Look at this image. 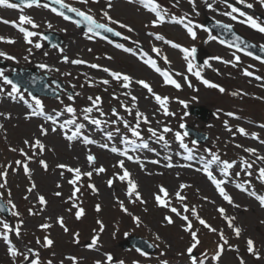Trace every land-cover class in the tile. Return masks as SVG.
<instances>
[{
    "label": "rangeland",
    "instance_id": "1",
    "mask_svg": "<svg viewBox=\"0 0 264 264\" xmlns=\"http://www.w3.org/2000/svg\"><path fill=\"white\" fill-rule=\"evenodd\" d=\"M160 1L166 6L160 8L168 19L166 23L154 24L153 21L158 18L153 16L151 11L148 12L145 9L146 6L140 4L141 1L139 0H134L133 3L128 2V4L118 3L114 8L116 12L105 10L100 1L93 0L95 12L103 14L107 11L114 21H118L121 25H127L122 29L128 33L127 36L136 35L139 38V43L144 45V50L140 51L134 48L135 53L128 55L115 48L103 47V51L98 54L99 68L91 74L87 72L85 65L76 64L72 61L79 59L90 61L89 57L93 55L92 53L95 52L97 46L94 37L78 31L73 22L61 19L43 6L27 7L25 8L26 12L22 11V13L0 9L1 15L5 16L12 13V18L15 20H20L22 15L34 19L36 27L27 22L23 24L31 28L35 34L49 24L57 26L58 29H62L67 34L66 43L60 47L42 46L36 48L35 45L41 41L39 38H32L30 39L31 43H29L24 38L25 34L0 23V37L4 38L0 40V52L6 53L5 56H0V60L7 58L11 66L21 64L23 61L30 64V60L26 56L29 52L30 58L38 63L46 64L47 67L42 69L43 72L54 74L56 77L61 76L65 80L67 78L69 81H66L69 86L78 89L79 99L84 96L103 99V104L99 107L100 113L110 122H116L122 126L127 125L126 129L131 128L132 135V130L136 128H143L144 130L152 128L160 134H162L161 127L172 128L173 132L179 131V123L185 120L191 121L187 115L190 104L210 105L216 108L220 115L219 119L206 124L214 143L212 152L199 146H193L194 151L200 156H219L221 162L238 161L235 171L230 172V174H236L234 178L241 171L238 168L243 167L242 163L250 162L256 167L254 173L256 181L250 188L254 192H264V181L259 177V169L264 168V161L254 160L253 152L247 151L249 148L254 149V154H257L258 158L264 157V145L259 142L258 137L251 133L241 134L238 131L242 127L245 130L248 128L264 133V131L246 124L239 118L243 112L240 109H246V105L249 104L246 98L254 96L250 91L255 90L261 93L262 85H248L247 79L239 76L227 74L221 76L214 72L211 73L208 66L205 68L206 75L218 80L220 82L219 87L211 88L198 83L185 72V62L178 55L173 44L164 38L157 39L150 33L153 31L158 32L157 35L166 34L171 41L176 40L178 44H187L189 48L196 44H207L216 52V56L209 63L210 66L227 68L229 67L228 64L222 65L217 62V59L223 56L221 46L214 40L210 43L205 42L207 32L202 23L205 14L234 24L255 38V28L250 27L249 23L247 28L244 27V21H247V17L251 15L242 11L233 12L234 8L220 0ZM70 2L74 7L91 8L92 0H88L87 3H84L83 0H71ZM209 3L211 7L208 6ZM246 3L251 4L259 11L264 9V4H261L260 0H246ZM227 13H232V15H227ZM102 17L106 18L104 15ZM252 17L255 19L254 16ZM173 18L189 24L196 32L195 38L175 23ZM8 40L14 42L9 43ZM91 43L93 46H90ZM13 49L16 51L12 52ZM35 49L36 51L33 52L32 50ZM153 49H157V51H153ZM155 52L163 54L164 57L160 59V63H162L165 71L171 75L174 74L179 87H171L160 72L143 62L142 57H146L148 53L154 55ZM105 68L109 69V72H105ZM113 71L120 72L122 75H129L131 80L127 88L123 86L122 79L116 80L110 75ZM186 77L193 80L190 85L189 81L185 80ZM104 80H108L109 83L104 84ZM137 81L146 82L151 91ZM0 88H2V84H0ZM219 88L228 92L235 90L246 92L244 94L246 98L243 94L221 96L223 92ZM0 95L7 96V92H1ZM156 96L161 97L162 100L167 99L162 105L156 100ZM132 97H136L135 101ZM69 99L64 95L59 100H44L46 105L56 109L65 107L70 101ZM86 105L90 106L89 103ZM252 105L249 104L251 114L256 119L264 120V111ZM22 106L18 99L10 104L6 99H3L0 103V125H2L0 127V141L3 143L11 140L16 149V154H21L15 159L22 162L19 170H16L18 169L16 167V169H9L1 159L2 150L0 149V173L6 172V176H0V183L4 184V187L0 188V192L7 203L11 200L16 206L12 208L10 205L13 210L11 222H19L20 235L14 234L17 238H13V244L22 249L25 255L33 256L35 249H39L42 234L49 232L50 237L56 238L55 252L59 257L61 258L65 253H70L73 256L70 264H80V258L74 255L78 251L85 253L89 259H93V261L84 264H97V262L107 264L108 252L116 256L112 260L115 262L122 259L134 260L135 257L145 261L138 252H123L118 246L117 240L113 239L117 235H122L132 229L144 232L156 242L160 250L175 255L174 259L178 258V252L187 255V247L192 242L190 232H197L198 228L203 229L205 226L199 223L197 216L188 212L194 222L193 229L188 232L186 230L187 224L178 215H174V213L161 207L155 199V195L167 193L169 199L176 206L183 202L178 200L182 196H186L185 202L193 199L197 215L215 222L216 231H214V235L220 239L221 234H223V241H227L224 258L220 259L222 261H218L219 264H241V261L243 264H264V209L260 207L258 200L254 197L240 193L234 186V183H237L234 179H232V184L226 186V192L233 201L230 204L210 186L202 173L190 169L167 168L168 164L165 160L162 165L147 164L143 161L133 163L122 159L119 155L94 149V152H97L94 155L96 159L90 163L87 160V151L92 149V146L70 145L67 140L60 139L56 135L44 136L39 125L26 123L22 117L20 119L23 122L17 118L16 114L21 113ZM111 106L117 108L118 114L112 112ZM165 109H167V114ZM137 112L142 113L143 116H137ZM228 113L234 115H228ZM144 117H147V122H145ZM224 120H228L227 125H224ZM138 125L139 127H137ZM196 125L201 126L202 124L196 121ZM163 136L164 140H159L158 136L150 135L151 140H153L152 145L155 144L152 148H159L158 152H156V148L155 150L150 148L148 151L140 152L141 155L136 154V156L146 159L149 157L161 158V153L166 152L164 157H169L172 161L182 159V150L178 149L173 133ZM37 139L44 145L43 151H40L35 145ZM26 141L28 143H25ZM254 146L255 148H253ZM210 159L212 158L210 157ZM41 160L46 162L47 168L41 165ZM121 161H123V167L120 166ZM23 163L28 164L30 175L25 173ZM214 163L218 171L222 170V163ZM59 165L66 167L61 168ZM101 167L105 171L98 173L96 169ZM69 168H79L81 175L87 172H91L92 175L90 177L84 175L82 179L76 180L75 185H73L70 181L76 179V176L74 172L68 170ZM125 169H128L130 171L128 172L132 174L130 179L136 183V191L139 192V197H136L135 194L131 196L128 194L127 179H119ZM100 179H102V183H100ZM109 179H113L114 183L109 185ZM89 181L93 182L95 190L88 185ZM33 184H35V188L29 191ZM181 185H187V187L181 188ZM79 187L80 191L75 193L74 190ZM161 187L165 189V192L160 191ZM101 188H106L109 195L102 194ZM177 193L180 194L179 197ZM41 195L46 200L44 205H41L38 200ZM121 202L124 205L123 208L120 207ZM24 204L29 207L25 208ZM33 204H37L34 209L35 216H31L29 213L30 206ZM97 206H99V210ZM81 207L84 211L77 218L76 212ZM220 208L225 210L223 215L219 212ZM105 210L110 218L107 217L106 226H100L94 222L95 215L93 213L101 212L105 216ZM20 212L22 216L17 217L16 213L19 214ZM166 213L174 216L173 223L169 224L165 220ZM226 217L234 218L233 227H229ZM59 218L63 219V225H60ZM4 221L8 225L10 224L7 220ZM68 221L83 224V234L78 240L84 241L82 239L89 235L90 237L92 235L99 237L93 247L85 246L84 242H76L73 245L71 236L65 230V224ZM103 221L105 220L103 219ZM123 221V226L117 225ZM3 224L5 222L0 219V229ZM45 224L49 227H41ZM234 226L241 229L239 236L235 234ZM248 239H251L255 244L254 253L247 250ZM28 249L32 251L29 253ZM9 256L5 240L0 236V260ZM44 260L49 261L46 258ZM171 264H188V262L175 260L171 261Z\"/></svg>",
    "mask_w": 264,
    "mask_h": 264
},
{
    "label": "snow or ice",
    "instance_id": "2",
    "mask_svg": "<svg viewBox=\"0 0 264 264\" xmlns=\"http://www.w3.org/2000/svg\"><path fill=\"white\" fill-rule=\"evenodd\" d=\"M54 2H55V3L62 4V0H54ZM83 2H84V3H87L88 0H83ZM141 3H143L146 7H149L150 11H153V12L156 13V16H157L158 19L155 20V21H153L154 24L163 21L162 10H160L159 5L155 4V3L153 2V0H141ZM260 3H261V4H264V0H260ZM21 4L26 5V6H28V7H31V6H33V5L41 6V5H40V0H20V4H17V3H14V2H13V3H10L9 0H0V6H5V7H8V8H12V9H16V8L20 7ZM42 6H43V7H49L48 4H43ZM208 6L211 7V4L209 3ZM62 7H68V6L62 4ZM109 7H111V3H110V2H109ZM248 7H252V5L249 4ZM68 10L71 11V12H75L78 16L82 17L84 21H87V24H88V31H89V32H94V31H96L97 34H99V33H98V30H99V29H104L106 32H113V31H114L113 28L108 27V26H107L106 24H104V23H98L96 20L93 19V17H92L91 15L85 14L84 12H81V11H80L79 9H77V8L71 7V8H69ZM53 11H56V9H53ZM235 11H239V10L234 8V9H233V12H235ZM59 14H60L61 16H64L65 19H70V17H68L67 15H65L64 12H60ZM103 15H104V17H106L108 20H112V18L109 16V14H108L107 11H105V12L103 13ZM227 15H232V13H227ZM241 15H244V14L241 13ZM233 18H235V17H233ZM19 19H20L21 24H23L24 22H27V23H29V24H32L33 27H36V25L34 24V22L32 21V19H31L30 17H27V16L22 15V16H20ZM173 19H175V18H173ZM3 22H4V23H9V21H7V20H5V21H3ZM113 22H114V23H119L118 21H113ZM181 22H183V21H181ZM247 22L251 25V27H253V28H255V29H258L260 32H264V26H261L259 23H257V21H256L252 16H248V17H247ZM11 23L15 24L16 22L13 21V22H11ZM77 23H79V22H77ZM121 26H122V27H127V25H121ZM48 27L51 28V24H49ZM185 27L188 29L189 34H190L193 38H195V35H196V34H195V32L192 30V28L189 27L188 25H185ZM225 27H230V26H225ZM19 30H20L22 33H25V39L28 40L29 43H31V40H30L29 38H30L31 36H33L35 33L31 32V31H26L23 27H19ZM129 31H131V29H129ZM120 34H121V33H119V32H115V35H120ZM156 38H157V39H163V37H162V36H159V35H157ZM212 38H214V37H210V39H212ZM2 39H4V38H3V37H0V40H2ZM7 42L12 43V42H14V41L8 40ZM221 42L223 43V41H221ZM170 43H171V42H170ZM35 46H36V48H40V47H41V45H40L39 43H37ZM116 46L119 47V48H123V45H121V44H117ZM173 47L180 48L181 46L178 45V44H173ZM125 50H126V51H132V49H130V48H129V49H125ZM182 50H183L185 53L188 52V49H186V48H185V49H182ZM153 51H157V49H153ZM193 51H194V49H193ZM249 54L251 55V53H249ZM5 55H6V53L0 52V56H5ZM257 58L259 59V57H257ZM65 59H67V57H65ZM237 59H239V57H237ZM72 62H73V63H76V64L84 63V61H81V60H75V61H72ZM146 63L151 64V66H152L153 68H155L156 71L160 72V69L156 67L155 61H152L151 59H148V60H146ZM40 67H41V68H45V67H47V66L42 64V65H40ZM91 67L96 68V67H98V65H91ZM189 70H191V65H190V64H189ZM104 71H105V72H109V69L105 68ZM245 74H246V75H249V76L252 75L251 72H246ZM110 75H111L113 78H115L116 80H121V79H122V81L124 82V83H123V86H124V87L127 88V87L129 86V82H130L131 78H130L128 75H122L120 72H115V71L111 72ZM161 75H163V76L166 78V82H168V83H172V84H175L176 87H179V86H180L179 84L176 83L175 80H169V79H167V77H168V73H166V72H161ZM196 75L199 77V76H200V73L197 72ZM0 77H2V78L4 79L5 83H7V84H11V85H12V92L8 93V95H9L10 97H12L14 93H18V92H19V89L17 88V86L14 85L13 82H12L8 77L4 76V74H3L2 71H0ZM257 78L259 79V77H257ZM201 79H202V77H201ZM103 83H104V84H108L109 81H108V80H104ZM137 83L142 84V85L144 86V88H146V89H148L149 91H151V88L149 87V85H148L146 82H144V81H137ZM203 83H204L205 85H208L209 87H219V85L211 84L208 80H203ZM219 90H220L221 92L225 91L223 88H219ZM0 92H3V88H0ZM234 95H235V93H234ZM21 98H22V97H21ZM69 98L71 99V97H69ZM34 99H35V98H34ZM90 99H91V98H90ZM96 99H97V101L99 100L98 97H97ZM132 99H133V101H135L136 97H132ZM166 99H167V98H164V100H166ZM156 100H157L158 102H160V103L163 105L164 100H162L161 97L156 96ZM93 103L95 104V101H94ZM35 105H36V109H34V110L30 113V115H31V116L44 115V113H43V108H42V105H41V102H40L39 100H36V101H35ZM29 107H32V105H29ZM66 110H67V112H70V113L75 111L72 107H67ZM86 111H87V112H91V111H92V108H88V109H86ZM113 112H115V109H113ZM165 112H166V114H167V109H165ZM228 115H234V114H233V113H228ZM137 116H143V114L137 112ZM46 118H47L48 120L52 121L54 124L56 123V120L54 119L53 116H47ZM86 118H87V117H86ZM144 120H145V122H147V117H144ZM91 122H92L93 124H96V125H99V124L101 123V122H100L99 120H97V119H92ZM74 123H75V121L69 120V121H66L64 125H61V127H64V126H66L67 124H74ZM126 126H127V125H126ZM0 127H2V125H0ZM83 127H84L83 124H76L75 131L72 132L71 135H67L66 138H67L68 140H73V139H75L77 136L81 135V131H80V130H81ZM137 127H139V125H138ZM183 127H184V125H181V128H183ZM262 127H264V125H262ZM53 130H55V129H53ZM132 131H133V135H135V136H137V137L140 136V133H139L138 131H136L135 129H133ZM149 131L151 132L152 136H154V137L157 136V133H156L155 130L149 129ZM168 131H170V129H168V128H165V129H164V132H168ZM238 131H239L241 134H246V133H245V129H243V128H239ZM41 133L46 135V130H45L43 127L41 128ZM185 135H186V133H185ZM252 135L255 136L256 134L253 133ZM111 136H112V134H111V133H108V137H109V139H111ZM157 138H158L159 140H164V136H163V135H160V136H158ZM176 139H177V140H181V139H182L180 133H177V134H176ZM25 143H28V141H26ZM84 143H86V144H92V143H95V141L89 139L87 136H84ZM35 145L39 148L40 151H43V150H44V145H43L38 139L35 141ZM142 146H143L144 148H147V147H148V144H147V143H144ZM181 146H182V147H186V145H183V144H181ZM102 147H108V145L105 144V145H102ZM12 150H13V151H16V149H12ZM111 151H112V152H118L119 149H117L116 147H112ZM247 151H249V152H253V153L255 152V150H254V149H251V148L247 149ZM124 154H127V153L125 152ZM188 158H189V159H192L193 157H192V156H189ZM95 159H96V158H95V156H93V155H88V157H87V160H88L90 163H91V162H94ZM129 159H132V157H129ZM259 159L262 160V161H264V157H259ZM214 162H220V163H222V165H223V169H222V171H223V174H224L225 176L228 175V169H229L232 165H231L229 162H227V161H222V162H221L219 156L213 155L211 161L206 162V164H205V166H204V169H203V171L207 173V177H208V179H209V180H210V181L216 186V188L218 189L220 195H221L226 201H228V202L231 204V203L233 202V201H232V198H231V197L229 196V194L225 191L224 187L221 186V185L224 183V181H223V180H220V179H217L216 176L213 175L212 171L209 170V165H210L211 163H214ZM16 163H17V164H21L22 162H21V161H16ZM40 163H41V165H42L43 167L47 168V164H46L45 161L41 160ZM245 164H246L247 167H249V168L251 167V165L248 164L247 161H245ZM120 166L123 167V161L120 162ZM168 166L170 167L171 165H168ZM59 167L64 168V167H66V166H65V165H59ZM23 168H24L25 173L30 175V170H29V167H28V164H27V163H23ZM68 170H69L70 172H74V173H75L76 179L70 181V183H72L73 185H75L76 180H79V178H80V176H81V170H80L79 168H75V169H71V168H69ZM96 171L99 173V172H103V171H105V169H104L103 167H101V168L96 169ZM84 175H87V176L90 177V176L92 175V173H91V172H87V173H84ZM0 176H6V172H4V173H0ZM129 177H130V173H129L127 170H125L124 173H123V175H121V176L119 177V179H120V180H126V179H127V180H128V185H129V187H128V194H129L130 196L133 195V194H135L136 197H139L140 194H139V192L136 191L137 185H136V183H135L132 179H130ZM259 177H260L262 180H264V168H260V169H259ZM5 182H6V181H5ZM112 183H113L112 180H109V181H108V184H109V185H111ZM3 187H4V184H3V183H0V188H3ZM90 187H93V189H94V186H91V185H90ZM180 187H181V188H185V187H187V185H181ZM237 187L243 189V186H242V185H239V184H238ZM33 188H35V184L32 185V188H30L29 191H31ZM94 190H95V189H94ZM243 190L247 191V189H243ZM160 191H161V192H165V189H164L163 187H161V188H160ZM165 194H167V193H165ZM249 194L252 195V196H255V197L258 199V201H259V203L261 204V206H264V195H257V193L254 192V191H253V192H250ZM57 195H59V193H57ZM73 196H75V193H73ZM177 196L179 197L180 194L177 193ZM180 198L183 199V197H180ZM38 200H39V203H40L41 205L46 204V200H45V197H44L43 195L39 196V197H38ZM156 200H157L158 203H160V204H164V201L160 199V196H159V195L156 196ZM8 204L11 205L12 208H15V207H16V206L12 203L11 200L8 201ZM3 207H4V205L0 204V209H2ZM120 207H121V208L124 207V205H123L122 202L120 203ZM97 209L99 210V206H97ZM124 210L127 211V209H124ZM83 211H84V210H83V208L81 207V208L79 209V211L76 212V216H77V218H79V217L81 216V214L83 213ZM172 211H173V212H176L177 210H176L175 208H172ZM224 211H225V210H224L223 208H220V209H219V212H220L222 215L224 214ZM192 213L195 215V214H196V210H195V209H192ZM16 214L18 215V213H16ZM182 218H183L184 220H186V221L188 220V217H187V216H184V217H182ZM59 219H60V223L63 225V219H62V218H59ZM136 219L138 220V218H136ZM197 219L199 220V222H200L202 225H205V227H209L208 225L205 224V221H204L203 219H201L198 215H197ZM226 219H228L229 227H233V220H234V218H228V217H226ZM165 220H166L169 224L172 223V220H171V218H169V217H165ZM21 223H22V221H21ZM41 227L47 228V227H49V225L45 224V225H42ZM3 228H4V229H8V228H9V225H8L7 223L3 224ZM190 229H191V223L189 222V223L187 224V226H186V230H190ZM65 230H67V229H65ZM210 230H211V231H216V229H214V228H210ZM14 231H15V234H16L17 236L20 235L19 225L16 226V228L14 229ZM234 232H235V234H236L237 236H239V235H240V232H241V229H240L239 227H235V228H234ZM190 234H191V236H192V238H193V244L188 248V252H189V253H192L193 248L196 247V245L199 243V241H198V239H197V233H196L195 231H191ZM0 236H2L3 239H4L5 241L8 242V253L10 254V256H11L14 260H15V258H16L18 255H22V253H20V252L18 251V249H17L14 245L11 244V241L9 240L8 235H7L6 232L0 233ZM220 239H222V240L224 239L223 234H221ZM38 242H39V241H38ZM52 243H53V242H52L50 239L45 238V245H44L45 247L51 245ZM225 243H227V241H225ZM247 246H248V247H247L248 252H250V253H254V243H253V241H252L251 239H248V241H247ZM31 251H32L31 249H28V252H29V253H30ZM222 251H223V247L220 246V250L217 252L216 256L213 257V258H214V259H219V256H220V254H221ZM28 259H29L28 255H24V260L27 261ZM107 259H108L109 261H112L113 258H112L111 255H109V256L107 257ZM192 260H193V264H198V262L196 261V258H195V257H192ZM31 264H38V260L33 259V260L31 261ZM97 264H99V262H97ZM121 264H123V262H121ZM199 264H202V261L199 262ZM241 264H243V261H241Z\"/></svg>",
    "mask_w": 264,
    "mask_h": 264
}]
</instances>
